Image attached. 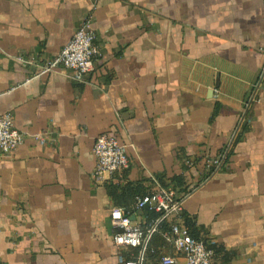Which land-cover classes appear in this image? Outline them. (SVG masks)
<instances>
[{
  "label": "crops",
  "instance_id": "0c3cea01",
  "mask_svg": "<svg viewBox=\"0 0 264 264\" xmlns=\"http://www.w3.org/2000/svg\"><path fill=\"white\" fill-rule=\"evenodd\" d=\"M85 18L95 70L81 81L63 68L38 75ZM2 113L26 138L0 151V264L136 259L114 244L108 210L153 223L137 196L109 186L173 188L175 176L188 192L168 222L185 224L183 212L234 255L214 264H264V0H0ZM44 131L51 141L36 144ZM104 133L127 145L129 163L95 185Z\"/></svg>",
  "mask_w": 264,
  "mask_h": 264
},
{
  "label": "built area",
  "instance_id": "2783aa9c",
  "mask_svg": "<svg viewBox=\"0 0 264 264\" xmlns=\"http://www.w3.org/2000/svg\"><path fill=\"white\" fill-rule=\"evenodd\" d=\"M96 34L91 26V19L85 18L74 31L70 40L64 45L59 54L53 59L38 65V75L63 68L71 71V78L81 81L86 74L95 70L96 62L101 52L95 44ZM31 63L34 59L31 58ZM214 98H218L219 90L212 89ZM49 132H38L31 135V139L39 145H46L51 141ZM26 134L20 131L14 123L10 113L0 114V151L10 154L20 146ZM92 153L95 166L91 173L95 185L110 180L115 173L128 167L127 145L122 144L110 133L96 137ZM219 158L213 160L218 163ZM192 164V162H188ZM135 207L137 210L148 208L159 213L154 224L143 226L133 223L129 213L118 207L108 210L109 224L113 228L112 240L118 248L137 249L136 259H126L119 255L120 264H142L144 251L150 236L156 230V225L162 220H172L182 210V200H177L175 191L171 187L156 185L146 190L143 195L137 196ZM167 241L172 244L174 255L161 257V264H176L177 255H182L184 264H213V252L208 249L201 239H196L189 233L185 224L178 220L170 223V233Z\"/></svg>",
  "mask_w": 264,
  "mask_h": 264
},
{
  "label": "trees",
  "instance_id": "16d2710c",
  "mask_svg": "<svg viewBox=\"0 0 264 264\" xmlns=\"http://www.w3.org/2000/svg\"><path fill=\"white\" fill-rule=\"evenodd\" d=\"M247 128L248 126L245 125L243 127V131L247 130ZM112 178L108 181L111 182L113 180ZM171 184L175 190V193L177 194L176 196L177 200H182L188 192L186 188L187 186L185 185L184 178L182 176H175L172 178ZM109 188L113 196H115L118 190H121V193L119 195L126 196L129 199H133L136 196L143 195L146 192V190L149 189L146 187L144 188L142 187L131 188L128 186L125 187V186H121L118 183H114V182H111ZM143 210L147 214V223L152 222L154 224L160 214L153 210H149L148 208H144ZM181 217L186 220L185 225L189 233L191 234V236H193L196 239H201L204 242L205 246L208 249L212 250L213 264H214V259H216L218 256L221 257V261L224 263H229V261L233 259L234 255L232 253L226 251L219 245L210 243L208 241V238H206L204 234L196 230L192 222V219L187 214L182 212ZM169 233H170V222L166 220H162L157 223L156 230L150 236L146 249L144 251L142 264H160V257L162 255V249L166 248V249L173 250L172 244L167 241V238L169 237ZM133 251H134V256L137 255V249L134 248Z\"/></svg>",
  "mask_w": 264,
  "mask_h": 264
},
{
  "label": "water",
  "instance_id": "95a60500",
  "mask_svg": "<svg viewBox=\"0 0 264 264\" xmlns=\"http://www.w3.org/2000/svg\"><path fill=\"white\" fill-rule=\"evenodd\" d=\"M131 219L133 220V223H135L136 216L135 215L131 216Z\"/></svg>",
  "mask_w": 264,
  "mask_h": 264
}]
</instances>
